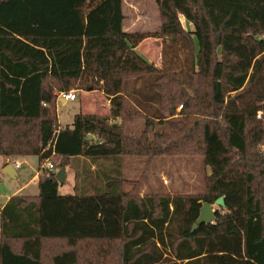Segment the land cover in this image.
I'll list each match as a JSON object with an SVG mask.
<instances>
[{"label": "trees", "instance_id": "obj_1", "mask_svg": "<svg viewBox=\"0 0 264 264\" xmlns=\"http://www.w3.org/2000/svg\"><path fill=\"white\" fill-rule=\"evenodd\" d=\"M154 1L157 30L126 32L123 0H0V157L57 165L1 208L0 264H264V0ZM147 38L159 68L136 51ZM73 90L100 92L108 114L60 127L56 101ZM4 127L22 130L2 142ZM193 156L209 168L202 194L122 188L125 157ZM74 157L89 161L82 183L59 195Z\"/></svg>", "mask_w": 264, "mask_h": 264}, {"label": "rangeland", "instance_id": "obj_2", "mask_svg": "<svg viewBox=\"0 0 264 264\" xmlns=\"http://www.w3.org/2000/svg\"><path fill=\"white\" fill-rule=\"evenodd\" d=\"M123 2L125 4L123 7V13L126 15L125 24L129 26L128 29L130 30L128 32H154L157 30L159 25V15L154 0H123ZM132 3L135 4L132 5ZM132 14L135 15L132 16ZM132 20L135 21L133 24H131ZM184 24L186 23L183 22V26ZM186 26L191 27L190 24H186ZM154 40V38H147L143 40L138 51L140 53H145L148 57H150L151 61L149 62L153 65L155 64L156 67L159 68L162 64L161 48L158 49L155 45H153ZM70 92L76 96V100H68L64 104L59 102L60 99L56 101L55 106L57 121L60 127H71L73 117L80 113H94L90 115L101 114L99 116H105V108L103 107V103L101 104L100 100H108L100 92L94 91L90 93L98 92L103 96L102 98L94 94L84 96V91L80 90H73ZM59 97L60 95L58 98ZM87 102H90L89 104L92 106L91 110L85 108ZM178 107L176 110L180 111ZM178 120H180V117H176L173 121ZM256 120H260L257 115ZM161 124H164V122H160V125L155 126L153 130L160 131L167 128L164 126L162 127ZM19 128L20 127H18V131H16L9 127H4L1 132V141L6 142L7 140L12 139L16 132L22 130H19ZM142 128L143 120L137 119L132 124L127 125L126 133L138 135ZM167 132H169V129ZM148 136L151 137V132H149ZM259 149L262 151L264 150L262 147ZM5 160H8L9 162L13 160L20 161L21 168L16 171L18 178L16 180L10 179L3 173L2 166L4 162L3 158L0 157V203L3 202L7 196L11 195V193L25 184L24 182H21L24 177L30 178L35 172H38L39 175L46 174V171L41 168L42 164H38L36 157H13ZM48 162L57 166L52 160H48ZM146 162L147 159L143 157H125L122 159V174L123 178L126 180V183L123 184L122 188L125 192L129 194H137L138 196L149 193L197 195L204 192L206 185L205 176L209 174V168L202 164L201 157H157L152 159L149 163ZM85 163H89L88 159L81 157L71 158L69 160L68 166L65 168L68 175L65 182L59 185V195H74L78 193L76 188H80L82 182L79 177H77L78 180H75L73 174L78 173V175H80L84 169ZM103 165L107 166V163H103ZM37 192L36 183L31 182L22 192H20V194L37 195ZM212 208L215 211L220 210V208H217L213 204ZM114 249H116L115 245L112 246L113 251H115Z\"/></svg>", "mask_w": 264, "mask_h": 264}, {"label": "crops", "instance_id": "obj_3", "mask_svg": "<svg viewBox=\"0 0 264 264\" xmlns=\"http://www.w3.org/2000/svg\"><path fill=\"white\" fill-rule=\"evenodd\" d=\"M129 1V0H128ZM133 4H135V3H132V5ZM125 6V4H124V2H123V7ZM123 7H122V10H123ZM123 15L125 16V19H126V15L123 13ZM135 14H132V16H134ZM125 19H124V22H123V30L124 31H126V32H128V31H130L128 28H129V26H127L126 24H125ZM132 19V18H131ZM134 20V19H133ZM132 20V23L131 24H133L135 21H133ZM184 27H186V28H188L189 30H192V26L190 27V26H186V24H184ZM153 45H155L158 49H160L161 48V41L159 40V39H155L154 40V43H153ZM141 46V43L136 47V50L138 51V49H139V47ZM139 52V51H138ZM139 54H141L145 59H147L148 61H151L150 60V57H148L145 53H140L139 52ZM148 54H149V52H148ZM150 55V54H149ZM155 65V64H154ZM156 66V65H155ZM159 66V65H158ZM94 92V91H93ZM92 94H94V95H98V96H100L101 98L103 97L100 93H98V92H95V93H90V92H83V95L85 96H89V95H92ZM76 97V96H75ZM58 99H60L59 100V102L61 103V104H64L66 101L64 100V99H61V98H58ZM74 100H76V98L74 99ZM73 100V101H74ZM100 102H101V104L103 103V107L105 108V113H104V115H106L107 113H108V101H106V100H103L102 99V101L100 100ZM90 102H87V104H86V107L85 108H87L88 110H91L92 109V106L89 104ZM88 105V106H87ZM101 108V107H100ZM89 114H94V113H89ZM98 115V114H97ZM99 115H101V114H99ZM74 158H78V157H74ZM3 166H2V168L4 169L5 167H6V165L7 164H11L12 166H13V164L14 163H21L20 161H18V160H14V161H11V162H9L8 160H5L4 158H3ZM23 162V161H22ZM21 168V167H20ZM19 170V169H18ZM17 171V170H16ZM67 175H68V173L66 172V178H67ZM8 177V176H7ZM73 177H74V175H73ZM18 178V174H17V172H16V178L15 179H12V180H16ZM11 179V178H10ZM37 180H38V172H35L33 175H31V177L30 178H27V177H24L23 179H22V181L21 182H24L25 184L24 185H22L21 187H19L16 191H14L13 193H11V195H9V196H7L5 199H4V201L3 202H1L0 203V210H1V208L3 207V205L7 202V200L11 197V196H14V195H21L20 194V192H22L28 185H29V183H31V182H33V183H36L37 184ZM31 196H35V194H32Z\"/></svg>", "mask_w": 264, "mask_h": 264}, {"label": "water", "instance_id": "obj_4", "mask_svg": "<svg viewBox=\"0 0 264 264\" xmlns=\"http://www.w3.org/2000/svg\"><path fill=\"white\" fill-rule=\"evenodd\" d=\"M87 140H93V136L89 135L87 137ZM3 173L7 175L11 179L16 178V170L11 164H7L6 167L3 169ZM55 180L57 183L63 184L66 180V170L64 167L60 168L58 171L55 173ZM214 206L217 208H224V199L223 197H220L216 199L213 203ZM215 210L212 208V204L209 203H202L200 211H199V216L195 220L194 224L192 225L191 232L196 229L197 226L201 224H210L213 223L215 220Z\"/></svg>", "mask_w": 264, "mask_h": 264}, {"label": "built area", "instance_id": "obj_5", "mask_svg": "<svg viewBox=\"0 0 264 264\" xmlns=\"http://www.w3.org/2000/svg\"><path fill=\"white\" fill-rule=\"evenodd\" d=\"M264 38V37H263ZM61 99H64L65 101H71L74 100L76 97L72 92H68V93H62L60 94ZM178 109H181V106L178 107ZM259 117V115H257ZM13 167L15 170L20 169L21 164L20 163H14ZM41 168H43L46 171V175H49L50 173H54L55 172V168L53 166V164L49 163L48 160H45L42 162Z\"/></svg>", "mask_w": 264, "mask_h": 264}]
</instances>
